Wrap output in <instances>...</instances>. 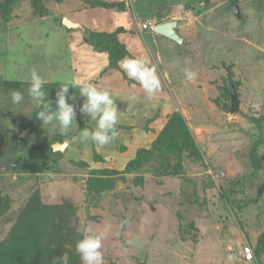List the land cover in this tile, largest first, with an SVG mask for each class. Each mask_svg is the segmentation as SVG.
<instances>
[{
    "label": "rangeland",
    "instance_id": "rangeland-1",
    "mask_svg": "<svg viewBox=\"0 0 264 264\" xmlns=\"http://www.w3.org/2000/svg\"><path fill=\"white\" fill-rule=\"evenodd\" d=\"M108 1L127 3L126 10L87 0H45L50 14L32 19L31 4L24 0L16 5L17 16L5 18L0 12V76L20 78L28 88L33 69L46 82L91 83L110 92L122 125L106 146L82 140V131L94 129L95 122L80 113L84 98L73 87L75 99L69 103L76 109V122L62 135L68 145L57 146L69 147L71 159L44 171L42 157L20 156L30 144L59 132L40 120L23 124L21 118L36 108L28 88L19 105L0 90V96L10 98L0 106V186L12 200L0 220V240L9 236L26 200L39 188L46 202L72 198L77 213L71 224L80 233L111 226L103 240L104 264H231L233 251L241 245L252 248L264 229V167L239 193V198L262 196L246 209L238 210L237 202L233 207L229 198L221 201L218 185L224 176L253 170L243 148L259 138V125L264 129V0ZM232 4L239 5V14ZM141 10L147 16L138 15ZM150 13L154 23L179 17L185 46L159 33L154 41L147 38L153 30L139 25L148 22ZM64 18L83 26H65ZM120 25L127 28L118 36L129 52L124 58H147L155 68L161 86L151 98L120 67L106 69L108 54L83 39L86 29L115 31ZM227 66L241 80L234 113L225 108L231 100L222 99L223 108L214 101L228 80ZM186 69L197 73L194 81L186 78ZM129 93L135 94L134 101L127 102ZM175 112L187 120L208 168L185 157L182 172L163 177L157 174L159 161L152 159L124 175L138 148L151 147ZM105 167L120 171L112 175L118 188L97 196L87 190V180L92 169ZM136 177H143L142 184L135 183Z\"/></svg>",
    "mask_w": 264,
    "mask_h": 264
},
{
    "label": "trees",
    "instance_id": "trees-1",
    "mask_svg": "<svg viewBox=\"0 0 264 264\" xmlns=\"http://www.w3.org/2000/svg\"><path fill=\"white\" fill-rule=\"evenodd\" d=\"M21 1L24 0H0V12L3 17L10 18L12 15L17 16L16 5ZM26 1L31 4L32 19L43 18L50 14V8L46 6L45 0ZM87 3L124 11L127 7V3L122 1L117 3L108 0H87ZM147 14V11L141 10L138 15L147 16ZM148 16L154 17L152 13ZM85 31L84 41L93 44L100 52L108 54L109 62L106 69H118V62L129 53L125 44L118 39V36L122 32L127 31V28L120 25L115 31L98 32L90 29H86ZM227 68L229 70V75H227L228 80H225L219 89L220 97L214 99L220 108H223L220 105L222 99L231 100V85L238 95L241 83L240 78L235 79L233 77L232 68L230 66H227ZM64 82L47 81L45 83L44 90L47 93V98L53 101V104H55L57 98L56 93ZM27 88L28 84L20 78L9 79L3 75L0 76V90L9 96L13 91L23 93ZM73 89V87L69 89L70 97H72ZM8 99L10 98L0 96V106H3V101H7ZM37 111L38 109L35 108L29 118H21L25 126H31L39 122V119L36 118ZM121 126L118 124L117 129L121 128ZM259 129V138L253 140L249 146L243 148V152H245L249 163L252 164L253 170L231 178L224 176L218 182L221 201L224 202V198H229L233 207L234 203L237 202L238 210L248 208L250 201L251 203H259L262 197L259 195L252 199L239 198V193H244V186L247 182L257 178L264 167V129L262 124L259 125ZM57 141L61 143L64 141L63 136L59 133H57V136L56 134L45 135L43 141L30 144L24 155L20 157L24 159L42 157V169L44 171L47 169H58L53 168V166H58L59 162L63 161V159L68 162L71 158L67 155L69 147L64 151L54 150L53 145L55 142L58 143ZM185 157H189L194 162H200L208 168L207 163L204 161V155L190 130L187 120L182 113L175 112L169 116L167 124L153 141L151 147L138 148L135 157L129 160L122 173L125 175V173L137 172L144 164L155 159L160 163V168L157 170L158 176L166 177L168 175L179 174L184 168L183 159ZM72 163L80 167H84L86 164V162L76 161H72ZM49 165L52 167H49ZM119 172V170L106 167L92 169V175L87 180V190L98 196L118 188L117 178L112 175H116ZM125 177H122V179ZM142 179L143 177H136L135 183L138 185L142 184ZM5 192L7 190L0 186V220L8 213L12 204L10 194ZM76 213L77 208L72 198L67 197L61 200L54 199L53 201L46 202L42 198L40 189L36 188L22 207L15 223L11 227L9 236L0 240V264H55L56 260L65 255L69 258V264H82L75 246L76 242L82 239L83 234L79 232L75 225L71 224ZM184 230L186 232L190 231L187 227H184ZM252 249L254 253V260L252 262H245L239 249L238 251H233L231 254L232 257L234 256V262L231 264H264V229L259 234Z\"/></svg>",
    "mask_w": 264,
    "mask_h": 264
},
{
    "label": "clouds",
    "instance_id": "clouds-1",
    "mask_svg": "<svg viewBox=\"0 0 264 264\" xmlns=\"http://www.w3.org/2000/svg\"><path fill=\"white\" fill-rule=\"evenodd\" d=\"M157 24L159 23H155V26ZM118 64L129 79L139 83L149 98L160 89V80L149 59L124 58ZM184 74L189 81H194L197 75L196 72L188 69L185 70ZM45 83L44 78L41 77L37 70L33 69L30 73L28 93L34 106L38 109L36 118L42 121L43 125H51L53 130L58 131L60 135L66 136L69 133L74 122H76V109L72 103H69V99H75V97L69 96V89L70 87H75L79 89V95L84 98L79 109L80 113L90 117L91 121L95 122L94 129H84L82 131V140L90 141L98 147H103L117 138L119 118L115 101L109 91L100 89L91 83L77 84L74 80H67L60 85L56 93L55 104H53V101L47 98V93L44 90ZM135 99L136 96L132 93H129L126 97L127 102ZM23 100L24 95L22 92L13 91L11 93L13 104L19 105ZM110 230V225H106L104 230L99 233L95 232L91 227L86 228L82 239H79L75 246L82 264H104L103 240ZM229 259L231 260L232 257H229ZM55 264H69V258L66 255L62 256L55 261Z\"/></svg>",
    "mask_w": 264,
    "mask_h": 264
},
{
    "label": "water",
    "instance_id": "water-1",
    "mask_svg": "<svg viewBox=\"0 0 264 264\" xmlns=\"http://www.w3.org/2000/svg\"><path fill=\"white\" fill-rule=\"evenodd\" d=\"M231 8H233L235 10V12H237L239 14V6L238 5H232ZM64 23L67 25V26H72V27H81V24L79 23H75L67 18L64 19ZM179 24V21L177 19H171V20H168V21H165V22H161L159 24H157L155 27H154V31L161 34V35H164L172 40H174L176 43H178L179 45L181 46H185L184 45V37H182V35L178 32L177 30V26ZM238 97L235 93V89L234 87L231 85V101H230V105H227L225 104V108L227 110H229V112L231 113H234L236 111V109L238 108ZM67 142V145L69 143V140H65L64 143H55L53 145V148L54 150H62L64 151L65 149H63L62 147H59L57 148V146L59 145H63L66 147V143ZM243 248V245L242 247Z\"/></svg>",
    "mask_w": 264,
    "mask_h": 264
},
{
    "label": "crops",
    "instance_id": "crops-1",
    "mask_svg": "<svg viewBox=\"0 0 264 264\" xmlns=\"http://www.w3.org/2000/svg\"><path fill=\"white\" fill-rule=\"evenodd\" d=\"M137 17V16H136ZM135 17V18H136ZM153 18H155V17H153ZM152 17H149V19L148 20H152L153 19ZM65 19V18H64ZM169 20H171V19H177L178 21H179V24H178V26H177V30H178V32L184 37L185 35L182 33V29H181V24H182V20L179 18V17H176V16H171V18H168ZM140 20V19H139ZM139 20L138 19H136V22H137V24L139 25ZM141 22H142V20H141ZM63 23H64V20H63ZM75 23H77V22H75ZM79 24H81V23H79ZM64 25L65 26H67L65 23H64ZM83 25L81 24V27H82ZM140 26V28L142 29V30H146V29H144L143 27H142V24L141 25H139ZM148 29H150V28H148ZM150 30H153V29H150ZM157 32H155L154 30H153V32H151V35H150V37L148 36L147 38H152V41H154L155 40V37H157V36H153V35H155ZM157 35V34H156ZM162 37V36H161ZM165 37V36H164ZM158 38V37H157ZM170 39V38H169ZM171 41H173L172 39H170ZM186 39H185V37H184V41H185ZM164 43V40H160V43ZM165 43H168V42H165ZM173 43L175 44V45H177L178 47H182V46H180L178 43H176L175 41H173ZM181 50H179V52H178V55L181 57V52H180ZM158 55H160V56H163L161 53H159L158 52ZM157 60H158V58H157ZM163 60H164V57H163ZM159 61V60H158ZM166 70H168V68L166 69ZM174 70H177V68H174ZM241 247H242V245H241Z\"/></svg>",
    "mask_w": 264,
    "mask_h": 264
},
{
    "label": "built area",
    "instance_id": "built-area-1",
    "mask_svg": "<svg viewBox=\"0 0 264 264\" xmlns=\"http://www.w3.org/2000/svg\"><path fill=\"white\" fill-rule=\"evenodd\" d=\"M154 26L155 23L153 21L145 22V24L142 25L144 29H148V28L153 29ZM241 253L245 262H252L254 260L253 249L249 245H243V248L241 249Z\"/></svg>",
    "mask_w": 264,
    "mask_h": 264
}]
</instances>
